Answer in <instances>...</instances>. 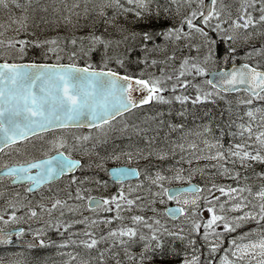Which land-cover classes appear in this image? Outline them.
<instances>
[{
    "label": "snow or ice",
    "instance_id": "1",
    "mask_svg": "<svg viewBox=\"0 0 264 264\" xmlns=\"http://www.w3.org/2000/svg\"><path fill=\"white\" fill-rule=\"evenodd\" d=\"M8 0H0V5L7 4ZM129 4L135 3L140 8H146L148 0H127ZM192 0H184V3L191 4ZM259 2V11L261 15L255 19L249 7H255ZM218 0H210V5L205 6L204 0H199L200 8L192 10L189 15L185 16L180 22L179 28H168L155 35H163L165 37H175L180 39L182 36H188L190 32L185 31V27L189 30H194L202 37V45L209 47V57L205 58V63L213 55L212 46L218 45L221 40L214 39L213 35L209 33L204 26H207L213 19H219L221 13L217 11L216 5ZM246 5V6H245ZM108 7L117 6L123 9L120 0H108ZM124 12L130 9H123ZM101 11V15H103ZM135 15L142 18L145 13L137 11ZM147 15H151L150 12ZM159 14L157 13V17ZM202 22V23H201ZM64 23L70 24L71 18L65 17ZM203 25V26H202ZM257 25H264V0H243L241 13L239 19L231 21L233 30L255 28ZM24 25L21 24V28ZM221 25L218 23L211 31L220 30ZM133 37L137 34L133 33ZM140 35V39L144 42V50L147 51V42H151L154 33L145 31ZM93 43H101L105 46V53L102 56V66L97 68L94 65L87 64L84 67H78L75 63L70 64H17L9 63L5 60L0 63V180L9 178L13 184L27 183L30 185L26 191L33 192L39 187L52 183L62 177L69 176L67 188L72 189L67 191V200L56 199L52 203L51 208L47 209L49 213L57 208L61 210V216L64 215L63 209H67L69 213L78 212L82 205H69L68 200L81 201L86 205V210H102L105 213H115L112 217L104 216L100 220H90L85 216L82 220L75 221V223H84L92 226L97 224L111 225L113 221H120L119 227L109 228L105 235H101L99 239L95 238V234L90 231H85L83 235L88 239L82 240L87 249L96 248L100 243L111 241V246L107 251H111L113 247L119 245L124 247L125 255L129 260H134L135 257L128 253V248L132 244L143 241V251L140 253L141 261L147 259L151 260L152 256L158 252L164 253V244L161 238V229L153 227V225H160L159 219L153 217L146 218L142 215H133L128 219L131 220V225L123 224L125 217L122 215L124 211H131L134 206H138L143 210L147 207L153 213H158L159 209L155 205H164L166 201L175 200L177 207L166 208L165 212L168 216L176 218L178 215L201 217V205L207 204L205 209L210 215L206 219H192L191 231L196 235H202V238L208 248L209 259L207 264H213L211 257L221 250V244L216 242L224 234L232 233L237 228H243L249 222H255L260 226L262 232L258 242H249L246 245L237 244L233 239L231 241V248L225 250V255L220 258V264H236L235 260L229 259V253L239 260H243L245 255H248V250L259 249L258 255L260 259L257 264H264V186H261L259 191L255 193V198L258 203H252L247 196L243 194L247 192L252 194L250 187H232L231 185L217 186L212 184L210 187L201 189L194 186L191 190L184 187L171 188L165 187V182L176 180L182 181L185 179L184 173L187 171L191 180V175L198 169H178L172 176L164 174L161 168L155 173H151L149 169L140 170L139 168L121 167L116 169H108L105 163L110 159L119 160L121 156L126 157L129 161L132 159L150 160L153 157L161 164L169 159V153L175 154V148L185 151L183 144H175L173 148L168 151L157 149L154 147L155 137L147 136L146 130L138 129L133 126L137 136H141L145 141L144 149H135L134 151L120 152L115 151L108 156L99 157L94 152L95 145L92 147H85V142L91 139L88 135L73 137V143L69 144L65 136H54L51 140L45 139V134L52 133L55 130L87 127L89 129H100L105 125H109L111 121L124 113L133 111L144 105L153 102L157 104L171 105L173 102H178L181 106L188 103L198 105L210 101L213 97H220L221 92H243L249 98H246L240 103L245 105H252L254 101L264 102V71L259 70L258 67L250 64H244L240 67H233L231 71H224L217 75V78L208 79L205 81L206 85L211 90H204L200 85H191V83L181 78L186 75L184 70L189 61L186 59L181 65L179 75L175 77L176 83L171 89L164 85L166 80H172V76L162 79L149 75L145 78V73L139 74H121L120 72L108 67L107 61L112 59L107 56V48L111 42H105L101 38L91 37ZM233 36H227V40L232 41ZM4 42L0 41V45ZM57 39L44 42H35L31 44L32 47L42 48L45 45H56ZM75 44L76 40H72ZM17 44L20 53L26 54L25 49L29 46L26 40L8 41L9 48H16ZM49 52H56L57 49L53 47L48 48ZM90 49L85 55H90ZM132 49H129L131 54ZM253 52L264 54V45L260 49H253ZM236 49L229 48L227 50L226 60L235 57ZM47 55V53H45ZM73 57L76 53L72 54ZM252 53H248L250 57ZM59 60V56L57 57ZM120 67H124V59L116 60ZM153 64L156 61H152ZM190 72L195 76L207 75L204 67H200L196 63L190 65ZM10 86V87H9ZM195 88V95L175 94L178 89L187 91L188 87ZM171 91L173 95L166 97L163 93ZM138 94V95H137ZM214 102V101H212ZM255 111L264 112V108H258ZM186 113L180 111L177 115L183 117ZM163 115V113H158ZM245 115L249 118L247 125L241 123L237 125L240 129L239 136L243 140L245 133L247 140L243 143L230 144L228 149H223V145L219 142L209 144L205 141L206 147L211 150L217 149L215 154L209 152L208 155H197V145L190 144L188 150L192 152V158L196 160L209 159L218 162H230L236 164L239 162L240 166L245 171L251 168L253 164H264V130L255 131L253 123L255 121L254 111L249 109ZM154 119V118H153ZM242 119V118H241ZM234 121H231L229 127ZM129 126L125 124V129ZM172 131L182 129L183 125H169ZM206 132L212 131L208 125L204 126ZM233 137L237 133H232ZM33 138H38L39 145L34 142ZM254 140L253 144L247 141ZM174 143V142H173ZM30 145V149H29ZM11 149L12 151H6ZM201 152L203 150H200ZM39 153L40 157L35 155ZM52 153H55L52 155ZM3 157H15L5 161ZM184 160V157H181ZM188 164L192 163V159L186 161ZM251 162V163H249ZM225 163H218L212 167L221 169V174H227L229 178L237 179L240 176L239 172L232 173ZM202 171V170H200ZM100 173H105L110 177L111 182L116 186V193L108 197H93L88 193L93 188H107L109 180L101 177ZM264 177V173H259ZM135 178L138 182L133 187L129 183L131 179ZM247 179V177H245ZM147 181L146 195H133L140 189H145V182ZM128 184L127 189L125 185ZM92 186V187H88ZM156 191H152L153 187ZM202 191L209 193L208 197H201L198 194ZM194 196L189 200L187 194ZM219 192V196L215 195ZM222 196L227 197L228 202H232L229 211H236L242 213L237 216L229 218L222 213L225 212V203H221ZM147 199L148 204L143 205L139 202ZM183 205V206H181ZM32 216H36L35 210L31 211ZM15 219V213L11 217ZM3 220V216H0ZM149 220L152 223H149ZM7 223V221H5ZM143 225L151 231V236L147 237L139 234L137 226ZM73 223H66L63 225L65 231L73 227ZM54 227L59 231L61 225L57 224ZM223 231H217L218 228ZM167 232V230H164ZM43 233L38 232L37 236ZM79 235V233H73ZM169 236H175L178 239H184L179 233L167 232ZM251 235V233H246ZM210 237H216V240H210ZM244 237H241L243 239ZM11 240L10 235H0V241ZM195 239H190L189 244H195ZM39 244L43 245L44 241L40 240ZM29 246H33L29 244ZM66 246V245H64ZM151 253L152 255H149ZM239 253V256H238ZM101 262L104 260V253L99 254ZM199 257L193 256L191 260L185 259L183 264H198ZM87 264V262H85ZM116 264H120L117 260ZM251 264V262H249Z\"/></svg>",
    "mask_w": 264,
    "mask_h": 264
},
{
    "label": "rangeland",
    "instance_id": "2",
    "mask_svg": "<svg viewBox=\"0 0 264 264\" xmlns=\"http://www.w3.org/2000/svg\"><path fill=\"white\" fill-rule=\"evenodd\" d=\"M207 1L208 0H204L205 6L210 5V3L207 5L205 4ZM120 4L123 5V9H130V11L124 12L123 9L117 6L108 7V0H8L6 6L0 5V41L4 42L0 45V57H12L13 60H18L26 56V54L22 55L20 53L19 48L21 46L19 44H17L16 48H9V40L14 42L26 40L33 44L37 41L44 42L57 39L58 43L56 45H45L42 48H30V50L39 51L42 53L44 59L57 61V57L59 56V60L73 61L85 59L87 62L92 63V61L95 60L92 57L93 51H91L90 55H85V53H88L90 49L95 50L97 46L101 44L93 43L91 37L96 36L105 42H111L107 48V56L112 59H109L107 63L117 64L116 60L124 59V66H126V62L130 63V60L140 63L142 65V72L147 75L162 79L172 76L173 79L170 81L166 80L164 85L168 89H171L177 82L175 77L179 75V72L182 70L181 65L187 59L189 65L185 67L184 70L186 71V75L181 79L188 80L193 86L200 85L206 91L211 90L205 83L206 75L195 76L191 74L190 65L192 63L204 67L206 72L220 65H227L230 62L237 61H257L264 64V54H258L252 51L254 48L260 49L261 46L264 45V25H257L255 28H249L248 30H233L230 26L231 21L239 19L243 0H218L216 9L221 13L220 18H213L209 24L204 27L213 35L214 39L219 41L223 37V46L218 48L220 43L212 46L213 55L207 63H205V58L209 57V47L207 45H202V37L199 33H196L194 30H189L187 27H185V31L190 32V34L188 36H182L180 39H176L174 36L165 37L163 35L154 34L152 41L146 44L147 51L144 50V42L141 41L139 35L145 32L144 29L148 31V20L151 21L154 14L157 15L160 11H171L175 16L171 26L166 29L179 28L180 22L185 16L189 15L192 10H198L200 8L199 0H192L191 4L184 3V0H148L146 8H140L135 3L129 4L127 0H120ZM259 8V2L256 3L254 8H248V11L252 13L255 19H258L261 15ZM101 11H103V15H101ZM137 11L144 12L145 15L142 18H138L135 15ZM148 12H150L151 15H147ZM65 17L71 18L70 24L64 23ZM165 18H167L165 14L162 16L159 15L158 17L156 16L155 21L156 23H160ZM99 21L103 22V26L101 24L97 27ZM218 23L221 25V29L214 32L211 31ZM21 24L24 25L23 28H21ZM133 33L137 35L133 37ZM227 36H233L234 39L229 41L227 40ZM64 37L72 38V40L79 38V41L73 44L72 40H69V44L64 45ZM49 47L56 48L57 51L49 52ZM129 48L133 51H135V49L139 50L140 52H136V55L134 52L132 53L134 56H130L128 55ZM229 48H235L236 54L232 59L226 60L225 58ZM28 49L29 48L25 49V53ZM99 50H101L100 54H98L99 58L95 61L102 63V56L105 53L104 44H102ZM250 52L252 55L249 57L248 53ZM45 53H47V55H45ZM73 53H76L74 57L72 55ZM152 61H156V63L153 64ZM190 87H188L187 91ZM187 91L178 89L175 94L190 95ZM163 95L171 97L173 93L167 91L163 93ZM246 98L249 97L245 93L239 92L231 94V96H228L222 103H218L215 98L208 101V104L202 103L192 105L188 103L184 106H181L178 102H173L171 105L157 104L154 102L151 104L152 106L148 108L152 109L155 107V110L158 112H154L150 109L148 111L160 117L161 121L166 122L168 129L165 130L164 133L146 132L145 134L156 138L154 147L157 149L168 151V149L173 148L175 144H183L185 151L175 148V154L172 155L169 153V159L162 164L157 161L155 157L150 160H139L134 158L129 161L126 157L121 156L119 160L140 164L144 169H149L151 173H155L162 168L164 174L167 176H172L180 168L198 169V171L191 175V180L201 178L204 181V187L202 189L210 187L213 183L217 186L231 185L232 187H237L238 185L234 186V184L229 181L232 180V178H229L227 174H221L220 168L212 167V165L225 162L209 159H193V154L188 150V146L193 143L196 144L197 150L195 154L197 155H208L209 152L214 155L217 149L213 148L209 150L204 143L205 141L209 144L219 142L223 145V149L220 150L225 151L230 144L234 145L245 142L247 140V134L245 133V137L242 140L238 134L240 129L237 125L241 123L247 125L248 123L245 122L246 118H238L241 113L240 111L247 112L249 109L254 111L258 108H264V102L260 101H254L252 105L240 103V101ZM226 106H228L227 109L223 111ZM235 108L238 109H236L234 113ZM180 111H184L186 114L183 117L177 115ZM158 113H163L165 118L162 119V115H158ZM230 117L231 121H234L231 127L228 126ZM173 124L183 125V128L172 131L169 125ZM205 125L211 127L212 131L210 133L205 131ZM232 128L234 130H232ZM104 129L109 130L107 128ZM253 129L254 132L258 131L257 125H255ZM232 133H237L236 137L238 138H236V141L231 139L227 145L224 141V136L225 134ZM118 135L119 137L112 141L113 144H107L104 141V144L107 146L109 145V153H113L114 151L116 153L128 152L134 151L137 148H145L144 139L141 136H137L135 132H125ZM247 142L253 144L254 140ZM106 145H104V147H107ZM200 150L203 151L201 152ZM182 156L184 160H181ZM188 159H192L191 164L186 162ZM119 160L110 159L109 161ZM225 166L229 168L232 173H241V171L244 170L239 162L236 164L227 162ZM249 171H251V174H243L242 182L239 181L240 186L250 187L252 189V194L249 195L245 192L243 195L247 196L252 203H258L255 198V193L259 191L261 186H264V177L258 175L259 173H264V164H253L252 167L248 169V172ZM184 176L185 179L182 181H166L165 187L189 181L187 178L189 173L187 171L184 173ZM245 177H247V179H245ZM136 184L137 182L134 185ZM131 186H133V184H131ZM146 188L147 181L145 182V189L138 190L136 194L142 196L146 195ZM156 190L157 188L154 186L152 191ZM198 195L211 199L207 191H202ZM3 196L6 197L7 195L3 193ZM184 198L191 200L194 196L186 195V197H182L181 199ZM225 201H227V197H221L220 202L225 203ZM139 203L147 205L148 201L145 199ZM231 203L232 202L225 203V212L222 214L229 218L242 214L236 211H229L228 209ZM166 204L167 203L164 205H155V207L159 209L158 213H153L148 210L147 207L141 210L140 207L134 206L131 211H124L122 213L125 217L123 224L131 225V220L128 218L133 215H142L146 218L153 217L154 219H159L160 223H167L169 221L167 220L168 218L164 210ZM207 207V204L201 205V217H183L181 222H184V228L182 229L184 232H181L182 230L176 227H168L167 232L182 233L180 236L184 237V239L179 240L174 237V240H171L167 232H163L161 235H165L164 239H162L164 249L177 253L189 248L191 245L189 244L191 237L188 232H190L189 229H191L192 219H206L210 215L205 210ZM3 214H5V212H3ZM113 215H115V213L110 217ZM104 216L105 215H100L98 220ZM149 223H152V221H149ZM120 224V221H113L111 225L100 223L97 224L96 227H93L99 230L103 227L115 229L119 227ZM137 227L139 229V234L147 237L151 236V231L148 228L143 225ZM92 229L93 228H90L88 230L91 231ZM217 231L222 232V227L218 228ZM79 232L84 233L83 230ZM106 233L107 232H104V235ZM246 233H251V235L246 236ZM261 234L260 226L253 221L246 224L243 228H237L235 232L224 234L219 240H216V237H210V240H216V242L221 244V250L214 254L216 258L211 257L213 264H220V258L225 255V250L231 248V241L233 239L237 241V244L246 245L249 242H258ZM241 237L244 238L241 239ZM85 239L88 238L84 237L81 241ZM143 243V241L138 240L137 243L132 244V246L128 248V253L130 255L140 254L143 251ZM43 246L44 245H41V248L38 249L40 253L32 252L30 257H24L23 251L18 252L19 256L16 258H14V253L10 258L1 257L0 264H85V262H87V264H116L117 260L120 261V264H132V261L125 255L124 247L117 245L113 247L111 251H107L111 246V241L102 242L93 249H87L83 244L79 243L77 246L62 247L64 251H56L54 253H42ZM101 252L104 253L103 262L99 259V254ZM258 252L259 249H249L248 255H245L243 260H239L229 253V259L235 260L236 264H249V262H251V264H257V261L260 259ZM149 255L152 254L149 253ZM136 260L137 264H158V261L161 259L158 258L157 253L152 256L151 260L141 261V258ZM188 260L190 259L188 258Z\"/></svg>",
    "mask_w": 264,
    "mask_h": 264
},
{
    "label": "flooded vegetation",
    "instance_id": "3",
    "mask_svg": "<svg viewBox=\"0 0 264 264\" xmlns=\"http://www.w3.org/2000/svg\"><path fill=\"white\" fill-rule=\"evenodd\" d=\"M1 59L13 60L12 57H5ZM107 132H101L96 128H68L55 130L52 133L45 134L46 140H51L54 136H65L68 140V143H73V137L88 135L91 139L85 142V147H92L95 145L94 152L98 154L99 157H105L110 155L109 145L104 144L103 135H106ZM34 142L39 145L40 141L38 138H33ZM110 142L112 143V136L110 137ZM106 145L107 147H104ZM30 149V145H29ZM31 150V149H30ZM6 151H12L7 149ZM55 153H52L54 155ZM40 157L39 153H35ZM15 157H3L5 161L9 159H14ZM42 158V157H40ZM121 164L124 163L123 160L112 161L109 160L105 163V167L109 168L110 164ZM140 169L142 167H139ZM101 177L109 180V185L107 188H93L88 194L93 197H108L116 193V186L111 182L110 177L105 173H100ZM69 176L62 177L59 180H56L52 183L45 184L33 192H28L26 189L30 186L27 183H17L13 184L9 178H4L0 180V216H3V220H0V230L11 231L12 235L11 240L0 241V258H10L14 253V258L19 256L20 251H23L24 257H30L32 252L39 253L38 249L41 248L39 244L40 240H43L45 245L43 246L42 253H47L50 250L49 240L51 238L52 231H58L55 225H61L59 231L61 235L65 236V232L79 233V231H89L88 229L93 228L90 232L96 234L98 228L93 227L89 224L78 223L75 221L82 220L83 217L87 216L90 220H98V215H106L110 218V215L113 213H105L102 210L89 211L86 210V205L81 201L68 200L69 205L76 206L82 205L78 212L69 213L67 209H63L64 215L61 216L60 208L52 210L51 213L47 209L51 208L52 203L56 199L67 200L66 195L68 189L66 186L68 184ZM134 183V181H129V183ZM92 187V186H88ZM128 184L125 185L127 189ZM3 193L7 195L3 196ZM134 197V195H133ZM35 210L37 212L36 216L31 215V211ZM5 212V214H3ZM15 213V219L13 220L12 214ZM7 221V223H5ZM66 223H73V227L67 229L63 228V225ZM100 231L107 232L108 228H102ZM43 233L40 236H37V233ZM33 239V246H29L28 243H25L26 240ZM191 246L188 248L190 249ZM168 252V251H167ZM29 264V263H27Z\"/></svg>",
    "mask_w": 264,
    "mask_h": 264
},
{
    "label": "trees",
    "instance_id": "4",
    "mask_svg": "<svg viewBox=\"0 0 264 264\" xmlns=\"http://www.w3.org/2000/svg\"><path fill=\"white\" fill-rule=\"evenodd\" d=\"M102 24V26H103V22L102 21H99V24H97V27H99L100 25ZM153 24L154 25H158V27H160V28H162V27H164L166 24H167V21L165 22V20H162V22L160 23V24H156V21L155 22H153ZM101 26V27H102ZM160 30H162V29H160ZM79 38H77V39H75L76 41H79L78 40ZM64 45H68L69 44V40H72V38H66V37H64ZM63 41V40H62ZM29 42V41H28ZM31 44L32 43H30L29 42V46L27 47V48H29L28 50H27V52H26V58H28V59H34V60H43L44 59V57H43V55H42V53H40L39 51H35V50H30V48L31 49H33V48H35V47H32L31 46ZM76 46V45H75ZM101 46H102V44H99L98 46H97V48H96V50H94L93 51V53H92V57H93V59H95V60H98V54H100V52H101V50H99L100 48H101ZM223 46V43L221 42L220 44H219V46H218V48H220V47H222ZM129 49H131V48H129ZM135 52V55H136V52H140L139 50H136L135 49V51H131V54H129V52H128V55H130V56H134L132 53H134ZM95 60H93V62H96ZM77 61H79L80 63H84V62H86V60L85 59H77ZM129 64L127 65V71L129 72V73H131V74H138V72L142 69V65L140 64V63H137V62H133V61H130L129 60ZM260 66H262V67H264V64H262V65H260ZM188 93H195V89L193 88V87H190L189 88V90L187 91ZM220 97H225V98H227L228 97V95L227 94H223L222 92H221V94H220ZM215 98V100L218 98V97H213L212 99H214ZM220 99H218L217 100V102L218 103H220ZM256 110V109H255ZM254 110V115H255V121H254V123H253V128L255 127V125H257V130L259 131V130H264V112H259V111H255ZM241 113L239 114V116H238V118H246V123H248L249 122V118L245 115V113L243 112V111H240ZM151 116L149 115V114H147V115H144V117L143 118H138V122H136V121H134V123L133 124H130V126H131V128H133V126H142V124L145 122V120L146 119H149ZM154 119H155V121H156V123H155V125H151L152 126V128H157V127H159L160 125H161V127L159 128V130L160 129H162V127H166V122H164V121H161L160 120V117H153ZM158 118H159V120H158ZM165 118V116L164 115H162V119H164ZM175 119H176V117H175ZM226 138H228V135L226 134ZM246 172H248V169H247V171ZM235 184H237L238 183V180L237 179H235L234 181H233Z\"/></svg>",
    "mask_w": 264,
    "mask_h": 264
},
{
    "label": "water",
    "instance_id": "5",
    "mask_svg": "<svg viewBox=\"0 0 264 264\" xmlns=\"http://www.w3.org/2000/svg\"><path fill=\"white\" fill-rule=\"evenodd\" d=\"M4 61H0V63H3ZM8 62V61H7ZM9 63H17V64H30V63H38V64H55V63H46V62H36V61H21V62H9ZM65 65L66 64H70V63H64ZM244 64H250V63H247V62H242V63H233L231 64L228 68H221L219 70H211L208 72L207 76H208V79H214V78H217V75L219 73H222L224 71H231L233 69V67H240L241 65H244ZM251 65V64H250ZM78 67H84V66H80V65H77ZM253 66V65H252ZM261 70V69H259ZM261 71H264V70H261ZM122 74V73H121ZM123 75V74H122ZM0 87H4V85H0ZM10 87V86H9ZM138 95V94H137ZM116 168H121V167H113L112 169H116ZM194 186H197L195 184H190V185H180V186H175L173 187L174 189L175 188H179V187H184V188H188L189 190H191ZM177 207V205H172V206H169L167 208H175ZM180 216V215H178ZM177 216V217H178Z\"/></svg>",
    "mask_w": 264,
    "mask_h": 264
},
{
    "label": "bare ground",
    "instance_id": "6",
    "mask_svg": "<svg viewBox=\"0 0 264 264\" xmlns=\"http://www.w3.org/2000/svg\"><path fill=\"white\" fill-rule=\"evenodd\" d=\"M76 1V0H75ZM231 129V128H230ZM232 130H234L233 128H232ZM218 132V131H217ZM76 224H78V223H76Z\"/></svg>",
    "mask_w": 264,
    "mask_h": 264
}]
</instances>
